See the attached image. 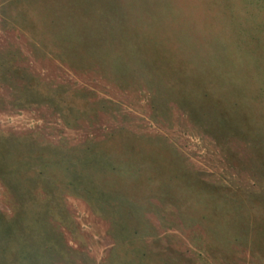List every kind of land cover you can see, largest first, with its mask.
Instances as JSON below:
<instances>
[{"label":"rangeland","instance_id":"rangeland-1","mask_svg":"<svg viewBox=\"0 0 264 264\" xmlns=\"http://www.w3.org/2000/svg\"><path fill=\"white\" fill-rule=\"evenodd\" d=\"M0 151L14 264H264V0H0Z\"/></svg>","mask_w":264,"mask_h":264},{"label":"trees","instance_id":"trees-1","mask_svg":"<svg viewBox=\"0 0 264 264\" xmlns=\"http://www.w3.org/2000/svg\"><path fill=\"white\" fill-rule=\"evenodd\" d=\"M2 158H4V156L2 157V152L0 151V166L2 165V161H3ZM38 162H42V159L39 158V159H35L34 161H29V162L26 161L25 163H26V167H28V165L29 166H30V164L31 165H34V163H38ZM31 168L32 167H30V171L37 172L38 174H41V170L34 169V168L31 169ZM18 169L20 170L22 168L21 167L18 168V165H11L9 167L6 166V167H4L1 170V173H2L3 177L6 179V181L10 182V180L13 179L11 177L12 176V173H14ZM23 172H17V173H18V176H19L20 173L23 174L22 175V178L25 179L27 174L24 175ZM8 176H10L9 179L6 178ZM19 180H20V177H19V179H18V177H16V179L14 180L13 186L15 188H17L16 183ZM17 192H18V190H17ZM19 193L20 192H18V194ZM35 199L33 198V195H32L31 196V199H29L30 203L31 202H34ZM20 200H21V206H22V208H21L22 209V215L21 216H18V219L17 220H15V221H13V220L6 221L5 220L6 218H5L4 214H2V212H0V264H6V261L9 262V264H14L15 261H16V258H15V255H14V251L16 249L22 250V247H23V245H22L23 242H22L21 237L19 235L21 234L22 224H24V223L27 222V220L24 219L23 216L24 215L25 216H28L27 208H25V207H27L26 205H28V204L27 203H24V201L22 200V198ZM30 219H32V220H34L36 222L37 221L39 222V220H38L39 218H38L37 215L31 216ZM18 237H19V239L17 240ZM23 240L25 241L26 240V237L23 238ZM8 248H10L11 250L8 251ZM44 258H45V256H44Z\"/></svg>","mask_w":264,"mask_h":264}]
</instances>
